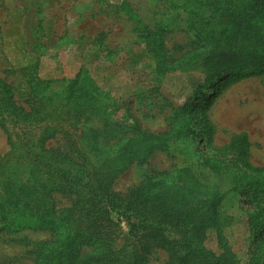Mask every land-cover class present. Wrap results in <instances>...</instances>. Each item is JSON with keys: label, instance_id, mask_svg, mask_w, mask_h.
Wrapping results in <instances>:
<instances>
[{"label": "trees", "instance_id": "obj_1", "mask_svg": "<svg viewBox=\"0 0 264 264\" xmlns=\"http://www.w3.org/2000/svg\"><path fill=\"white\" fill-rule=\"evenodd\" d=\"M194 1L208 13L194 17L201 20L194 47L176 60L178 68L198 71L209 84L263 73L264 0ZM137 22L143 41L170 31L153 32L140 18ZM29 76L22 101L0 78V128L14 163L12 170L0 166V230L49 233L36 245L33 264H147L157 249L165 252V264H239L221 236L232 219L221 210L223 193L203 185L190 168L152 173L124 194L113 190L128 166L165 148L170 138L194 134L184 118L164 136L142 129L132 117L128 124L113 121L110 98L83 66L71 79ZM202 115L197 124L210 145L213 127ZM247 149V134L240 132L223 150L240 161L241 179L247 181L238 187L253 206L248 224L259 246L247 264H264L261 190L255 188L256 174L264 175V169L249 163ZM222 162L213 156L202 164L219 173ZM114 214L128 226L125 254L116 247L120 234ZM210 229L220 239L219 253L205 245Z\"/></svg>", "mask_w": 264, "mask_h": 264}, {"label": "rangeland", "instance_id": "obj_2", "mask_svg": "<svg viewBox=\"0 0 264 264\" xmlns=\"http://www.w3.org/2000/svg\"><path fill=\"white\" fill-rule=\"evenodd\" d=\"M185 1L0 0V78L12 84L22 101L29 90V75L43 80L71 79L83 66L110 98L113 121L128 124L132 117L142 129L164 136L184 118L194 134L170 138L165 148L128 166L113 190L124 194L152 173L190 168L203 185L216 186L223 193L221 210L232 219L221 236L239 264H247L254 246H259L248 224L253 206L238 187L247 181L241 179L240 161L223 149L233 135L245 132L249 163L264 169V72L238 81L223 77L209 84L198 71L178 68L176 60L194 47L195 31L201 24L194 17L208 13L194 0L187 5ZM138 18L140 25L153 32L163 27L170 31L162 39L143 41L136 29ZM203 111L213 127L210 145L197 124ZM9 152L0 128V166L12 170ZM213 156L225 164L219 173L202 164ZM257 180L263 221L264 175L256 174ZM113 217L120 234L116 247L125 254L128 226L119 214ZM48 238L46 231L0 230V264H33L36 245ZM219 241L216 231L210 229L207 248L219 253ZM165 261V252L157 249L147 264Z\"/></svg>", "mask_w": 264, "mask_h": 264}]
</instances>
